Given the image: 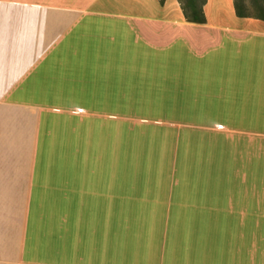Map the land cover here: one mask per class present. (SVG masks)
<instances>
[{
    "label": "crops",
    "instance_id": "1",
    "mask_svg": "<svg viewBox=\"0 0 264 264\" xmlns=\"http://www.w3.org/2000/svg\"><path fill=\"white\" fill-rule=\"evenodd\" d=\"M203 14L0 0V264H223L225 226L256 212L264 20L233 0ZM161 104L170 115L152 113ZM138 125L158 128L135 130L156 133L142 160L131 153L140 169Z\"/></svg>",
    "mask_w": 264,
    "mask_h": 264
},
{
    "label": "rangeland",
    "instance_id": "2",
    "mask_svg": "<svg viewBox=\"0 0 264 264\" xmlns=\"http://www.w3.org/2000/svg\"><path fill=\"white\" fill-rule=\"evenodd\" d=\"M130 105V104H129ZM135 106V104H131ZM168 104H161V107L155 109L152 107V113H160V116L170 115L168 112ZM142 112H149L150 110L142 109ZM186 110L177 109L174 110V117L176 118H185ZM131 127V128H130ZM152 126L138 125V126H129L128 133L129 135H135L133 138L129 137L128 148H129V168H135L138 166L140 169L142 167V161L137 163H132L131 153L137 152L140 156H143L145 152L146 146H151V137L155 135V132H151L145 135H142L140 132L135 131L139 128H151ZM155 129H158L154 127ZM184 128V127H183ZM183 131V129H182ZM136 133V134H135ZM154 141V139H152ZM152 149V148H151ZM258 151V150H257ZM261 152V151H260ZM262 153V152H261ZM142 160V157H140ZM264 155H256L255 162V170L250 173L249 179L250 184L254 186L256 198V212L255 217L251 218V216L246 215L245 217H250V219L239 220L238 222H232L233 226L236 229L239 227V231H233L232 236L231 232L228 233L227 226H225V236H224V256H223V264H263V246H264V222L262 220V199H263V164ZM241 180V179H239ZM243 217V216H241ZM249 230V231H248ZM227 233V234H226ZM222 246H218L214 251V255L221 252L219 250ZM217 250H219L217 252ZM193 254H196L193 250H190ZM221 255L218 254V259L212 260L210 264H220L221 263ZM208 262H203V264H207ZM208 263V264H209Z\"/></svg>",
    "mask_w": 264,
    "mask_h": 264
},
{
    "label": "trees",
    "instance_id": "3",
    "mask_svg": "<svg viewBox=\"0 0 264 264\" xmlns=\"http://www.w3.org/2000/svg\"><path fill=\"white\" fill-rule=\"evenodd\" d=\"M187 21L203 22V5L206 0H178ZM162 4L164 0H159ZM234 12L239 17L264 20V0H233Z\"/></svg>",
    "mask_w": 264,
    "mask_h": 264
}]
</instances>
